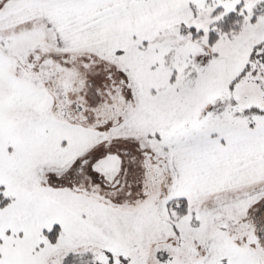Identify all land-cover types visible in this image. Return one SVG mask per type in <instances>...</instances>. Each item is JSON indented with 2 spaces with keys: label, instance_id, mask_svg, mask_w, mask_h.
I'll return each instance as SVG.
<instances>
[{
  "label": "snow or ice",
  "instance_id": "snow-or-ice-1",
  "mask_svg": "<svg viewBox=\"0 0 264 264\" xmlns=\"http://www.w3.org/2000/svg\"><path fill=\"white\" fill-rule=\"evenodd\" d=\"M0 264H264V0H0Z\"/></svg>",
  "mask_w": 264,
  "mask_h": 264
}]
</instances>
